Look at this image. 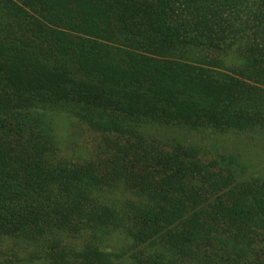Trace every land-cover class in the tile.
<instances>
[{"label":"trees","instance_id":"16d2710c","mask_svg":"<svg viewBox=\"0 0 264 264\" xmlns=\"http://www.w3.org/2000/svg\"><path fill=\"white\" fill-rule=\"evenodd\" d=\"M262 135L264 0H0L7 264H264Z\"/></svg>","mask_w":264,"mask_h":264},{"label":"rangeland","instance_id":"374dc122","mask_svg":"<svg viewBox=\"0 0 264 264\" xmlns=\"http://www.w3.org/2000/svg\"><path fill=\"white\" fill-rule=\"evenodd\" d=\"M1 132L5 134V130L1 128ZM193 139L195 140H203L208 143L216 142L218 145H235V143L240 141H235L234 136H225V135H208L207 137H204L201 134L194 133L190 134ZM244 141L247 144H250V146H253L256 152L260 153L259 155L256 154V158H247L246 152H244V156L246 157L244 159V162H246L247 166L243 167V170L241 171L242 178H250V179H258L264 181V135L261 136L260 140H253V139H247L244 136ZM241 144V143H239ZM253 149V150H254ZM250 156V155H248ZM240 161H242V158H240ZM256 182V181H255ZM197 185L199 183H196ZM17 250L18 254L23 255L24 254V248L19 245H14V240L11 236L7 238V242L3 244V246L0 248V264H7L10 260V257H13V254Z\"/></svg>","mask_w":264,"mask_h":264}]
</instances>
